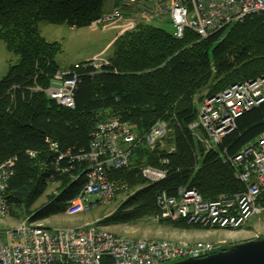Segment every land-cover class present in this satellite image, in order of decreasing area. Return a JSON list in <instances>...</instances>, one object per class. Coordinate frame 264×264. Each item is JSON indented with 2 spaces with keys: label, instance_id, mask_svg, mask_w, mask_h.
Instances as JSON below:
<instances>
[{
  "label": "trees",
  "instance_id": "16d2710c",
  "mask_svg": "<svg viewBox=\"0 0 264 264\" xmlns=\"http://www.w3.org/2000/svg\"><path fill=\"white\" fill-rule=\"evenodd\" d=\"M104 6L105 0H0V40L18 56L0 78V162L14 159L5 190L11 215L39 223L65 213L86 181L88 163L78 158L89 150L96 124L111 117L127 122L140 141L130 165L109 172V179L136 190L104 224L160 213L161 192L177 197L179 188L195 189L210 200L243 191L223 153L236 154L264 132V101L238 116L210 149L197 138L205 137V130L191 125L204 99L264 75V10L206 38L189 29L177 38L142 21L116 38L101 72L78 71L74 106H62L42 91L61 67L59 42L47 40L39 24L88 27L109 13ZM159 120L167 132L153 147L143 137ZM141 166L162 169L166 176L147 183L139 175ZM51 184L57 192L33 208ZM257 203L264 206V192Z\"/></svg>",
  "mask_w": 264,
  "mask_h": 264
},
{
  "label": "built area",
  "instance_id": "2783aa9c",
  "mask_svg": "<svg viewBox=\"0 0 264 264\" xmlns=\"http://www.w3.org/2000/svg\"><path fill=\"white\" fill-rule=\"evenodd\" d=\"M140 1L121 0L97 21L133 19L124 17L122 11L131 8L162 18L167 14L174 28L172 33L177 38H181L186 29L206 38L248 14L264 10V0H156L153 5L144 6ZM105 65V60L92 58L60 69L46 92L58 104L73 107L78 71L91 68V73H99ZM263 101L264 75L234 84L218 95L206 98L191 127L205 130L206 136L197 135V138L210 149L233 129L236 117ZM165 132V123L157 122L144 137L153 146L157 137ZM91 135L89 150L78 158L88 163L86 181L80 193L67 202L65 214L69 216L107 202L128 189L127 184L111 180L108 175L112 170L130 165L129 146L136 142L137 134L127 122L111 117L97 123ZM47 142L52 149L57 147L49 139ZM223 154V160L234 166L244 190L210 200H204L195 189L179 188L177 197L161 192L157 204L164 217L184 219L202 226L237 229L263 212L264 206L257 202L264 192V132L254 144L244 147L236 155L228 156L225 151ZM13 166V159L0 162V217L9 213L5 190ZM139 175L154 183L164 179L166 172L141 166ZM216 249L215 245L203 241L131 239L95 226L49 229L26 218L15 230L7 231L6 237L0 235V264H166L175 259L199 257Z\"/></svg>",
  "mask_w": 264,
  "mask_h": 264
},
{
  "label": "rangeland",
  "instance_id": "374dc122",
  "mask_svg": "<svg viewBox=\"0 0 264 264\" xmlns=\"http://www.w3.org/2000/svg\"><path fill=\"white\" fill-rule=\"evenodd\" d=\"M116 1L121 3V0ZM106 2L110 4V0H106ZM155 2L156 0L140 1L143 6L152 5ZM123 15L127 17L125 13ZM164 16L166 20L149 22L164 28L168 32H173V25L169 19L167 20L168 15L165 14ZM142 19L144 18L103 19L102 21H94L88 27L82 28L41 22L39 27L41 34L47 40L59 42L60 51L57 53L56 58L60 64V69H67L76 63L81 64L92 58H100V60H106L107 62L116 38L124 32L134 29L138 23L142 22L140 21ZM148 20L150 19H145L143 22L148 23ZM17 59L18 56L7 51L4 43L0 40V78L6 75L9 64L15 63ZM159 122L163 121L159 120ZM51 150L53 149L51 148ZM145 181L147 182V180ZM56 190V184L49 185L45 193L35 202L33 208H40L45 205L49 200V196L56 193ZM135 190L136 188L131 191H122L113 199L97 204L91 209L76 215L69 216L61 213L50 216L39 223L49 229L95 226L131 239L150 241L184 240L190 243L203 241L215 245L217 250L235 243L264 237V210L262 213L254 215L237 229H223L202 225L179 226L175 224L174 220L164 217L161 210L160 213L145 215L129 222L104 224L106 219L118 212L122 202L132 195ZM24 218L12 216L10 212L0 217V232L15 230Z\"/></svg>",
  "mask_w": 264,
  "mask_h": 264
},
{
  "label": "water",
  "instance_id": "95a60500",
  "mask_svg": "<svg viewBox=\"0 0 264 264\" xmlns=\"http://www.w3.org/2000/svg\"><path fill=\"white\" fill-rule=\"evenodd\" d=\"M166 264H264V237L235 243L199 257H187Z\"/></svg>",
  "mask_w": 264,
  "mask_h": 264
},
{
  "label": "crops",
  "instance_id": "0c3cea01",
  "mask_svg": "<svg viewBox=\"0 0 264 264\" xmlns=\"http://www.w3.org/2000/svg\"><path fill=\"white\" fill-rule=\"evenodd\" d=\"M116 0H110V4H108L107 2H106V0H105V6H104V11L105 12H107V11H110L113 7H114V5L116 4ZM158 2V1H157ZM108 4V5H107ZM159 4V3H158ZM153 5V4H152ZM161 5V4H160ZM163 6H166V4H164ZM128 9V11L126 12L128 15H127V17H135L136 19H139V18H144V19H142V20H140V21H144L145 19H150V20H148V21H163V20H166V18H165V16L162 18V17H157V16H154V15H140L141 13H134V11H132L131 10V8H127ZM140 12V11H139ZM169 18H167V20H168ZM0 235L4 238V237H6V231H1L0 232Z\"/></svg>",
  "mask_w": 264,
  "mask_h": 264
},
{
  "label": "bare ground",
  "instance_id": "6f19581e",
  "mask_svg": "<svg viewBox=\"0 0 264 264\" xmlns=\"http://www.w3.org/2000/svg\"><path fill=\"white\" fill-rule=\"evenodd\" d=\"M47 88H48V87H47ZM47 88H46V89H47ZM46 89H42V91H43L48 97H50V96L47 94ZM50 98H51V97H50ZM51 99H53V98H51ZM53 100L55 101V99H53ZM55 102H56V101H55ZM56 103H57V102H56ZM251 108H253V107H251ZM251 108H250V109H251ZM248 110H249V109H248ZM246 111H247V110H246ZM244 112H245V111H244ZM244 112H243V113H244ZM243 113H242V114H243ZM236 118H237V117H236ZM236 118H235V119H236ZM233 128H234V127H233ZM162 135H163V134H162ZM162 135L158 136L157 139L155 140V142H156L157 140H159V138H160ZM143 138H144L145 142L148 144L146 138H145V137H143ZM258 138H259V137H258ZM258 138H257V139H258ZM257 139H256V141H257ZM91 141H92V135H91L90 143H91ZM139 141H140V139L138 138V139L136 140L135 143H133L131 146H129V149H130V151H131V154H132V150H133V148L136 146V144L139 143ZM256 141H255V142H256ZM255 142L250 143V144H254ZM250 144H247L246 146H248V145H250ZM89 146H90V145H89ZM246 146H244V147H246ZM244 147H243V148H244ZM243 148H242V149H243ZM242 149H241V150H242ZM53 150L56 152V151H57V147H56L55 149H53ZM241 150H240V151H241ZM240 151H239V152H240ZM239 152H237V153H239ZM28 153L30 154V152H28ZM237 153H236V154H237ZM236 154H234V155H236ZM234 155H232V156H234ZM9 159H13V158H9ZM7 160H8V159H7ZM13 160H14V159H13ZM5 161H6V160H5ZM13 167H14V166H13ZM142 178H143V177H142ZM145 180H146V179H145ZM147 182H148V181H147ZM149 183H151V182H149ZM154 183H155V182H154ZM159 194H160V193H159ZM7 230H8V229H7ZM216 250H217V249H216ZM214 251H215V250H214ZM185 258H187V257H185ZM181 259H184V258H181ZM181 259H175V260H173V261H171V262H174V261H177V260H181Z\"/></svg>",
  "mask_w": 264,
  "mask_h": 264
}]
</instances>
